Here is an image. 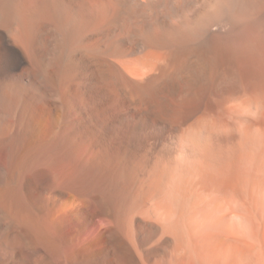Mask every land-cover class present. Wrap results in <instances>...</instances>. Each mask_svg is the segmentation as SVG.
I'll list each match as a JSON object with an SVG mask.
<instances>
[{
  "label": "bare ground",
  "instance_id": "bare-ground-1",
  "mask_svg": "<svg viewBox=\"0 0 264 264\" xmlns=\"http://www.w3.org/2000/svg\"><path fill=\"white\" fill-rule=\"evenodd\" d=\"M0 264H264V0H0Z\"/></svg>",
  "mask_w": 264,
  "mask_h": 264
}]
</instances>
